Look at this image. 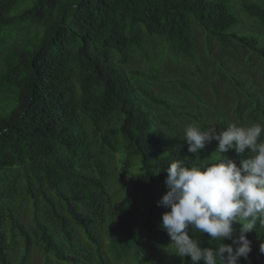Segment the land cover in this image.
Masks as SVG:
<instances>
[{
	"label": "trees",
	"instance_id": "1",
	"mask_svg": "<svg viewBox=\"0 0 264 264\" xmlns=\"http://www.w3.org/2000/svg\"><path fill=\"white\" fill-rule=\"evenodd\" d=\"M20 1L0 0V264H28L33 253L43 264H191L161 227L165 168L220 157L217 141L194 156L172 131L239 123L167 97L178 85L210 106L185 76L166 79L164 64H130L153 50L181 56L191 77H224L232 113L264 124V0ZM159 106L187 125L161 119ZM222 155L239 166L251 153ZM118 158L131 176L120 194ZM190 233L202 247L219 243ZM246 236L251 251L238 264H264V220Z\"/></svg>",
	"mask_w": 264,
	"mask_h": 264
},
{
	"label": "clouds",
	"instance_id": "2",
	"mask_svg": "<svg viewBox=\"0 0 264 264\" xmlns=\"http://www.w3.org/2000/svg\"><path fill=\"white\" fill-rule=\"evenodd\" d=\"M264 124L229 123L217 132L204 130L198 122L190 123L183 132L187 151L194 156L206 143L217 141L219 159L210 164H186L182 159L165 168L166 191L157 201L166 210L161 227L168 234L175 254L190 257L191 264H238L248 259L251 251L246 233L264 220ZM234 150L238 157L251 155L237 163L222 154ZM159 172V171H158ZM156 172V173H158ZM239 235L234 236L233 224ZM207 234L215 247H202L190 229ZM230 240L231 243H225ZM264 252V247H261Z\"/></svg>",
	"mask_w": 264,
	"mask_h": 264
},
{
	"label": "rangeland",
	"instance_id": "3",
	"mask_svg": "<svg viewBox=\"0 0 264 264\" xmlns=\"http://www.w3.org/2000/svg\"><path fill=\"white\" fill-rule=\"evenodd\" d=\"M22 1V0H21ZM21 1L19 6L21 5ZM18 6V7H19ZM201 40V38H200ZM204 43V42H203ZM202 43V45H203ZM201 44V41H200ZM220 45L215 43L212 46L211 52L212 55L219 54ZM200 53L205 52L206 50H203L200 48ZM154 53L146 55V59L143 61V56L138 55L134 59V61L130 64L131 67H139L140 69H145L143 62L145 63V66L147 69H154L155 67H160L162 64H164V75H168L169 77H184L186 79L190 80V83L192 84V88L199 91L201 93V96L204 100H206L208 103H210V106H208L206 103L198 102L195 97L191 96L187 91L176 85L174 88L178 89L180 93L176 92L172 87H169V90L165 89L166 94H168L167 97L174 100L179 101H187L191 105H194L192 108H188L189 110L198 111L199 109H202L204 111L207 110L206 114L214 115L215 113H219L222 109L227 111V115L232 116L233 120L239 123V125H249L250 123L248 121H244L240 115H235L232 113V108L234 106V99L229 98L228 95H230L231 88H227L225 86V80L224 77L216 79L214 76L205 75L203 79L200 78L199 75H193V77L189 76L188 72L190 71V68H188L185 65L186 61H181V56H169V53H159L157 50H153ZM160 56V57H159ZM178 57V58H177ZM214 58V57H212ZM185 60H189L186 58ZM188 62V61H187ZM191 62V61H190ZM190 63L188 62V65ZM239 65H243L244 62L239 61ZM195 67V64H194ZM216 80L217 82V92L218 97L216 96L215 91H213V86L211 85V81ZM260 88H264V83L261 82L259 85ZM227 88V89H226ZM163 97V95H161ZM226 100L227 104H222V100ZM4 99L0 96V104L4 103ZM226 107V108H225ZM182 109V106L175 107L174 110L178 111ZM158 115L161 119L167 120L170 124L179 123L183 126L187 125L188 119L186 118H178L176 116H173L170 111H168L166 108L159 106ZM211 115L208 117H205L204 120L209 121L211 120ZM203 120V119H202ZM164 129V128H163ZM172 134H181L183 135V132L177 129H174L172 131ZM118 157V155L116 156ZM121 165V161L119 158L116 161V164L113 165L115 175L113 176L114 180H116L113 184V191L117 194H120V191H122L124 188L122 187V183L124 181H128L131 179L129 174H126L124 172L119 171V167ZM136 168H133L132 171L135 172ZM43 257L39 253H33L28 260V264H43L42 263ZM114 262L113 259H111ZM11 264H20L18 261L14 260Z\"/></svg>",
	"mask_w": 264,
	"mask_h": 264
}]
</instances>
